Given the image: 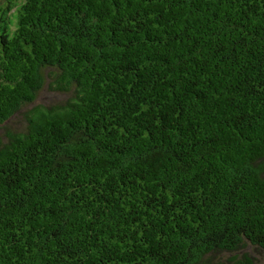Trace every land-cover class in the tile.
<instances>
[{"label":"trees","instance_id":"obj_1","mask_svg":"<svg viewBox=\"0 0 264 264\" xmlns=\"http://www.w3.org/2000/svg\"><path fill=\"white\" fill-rule=\"evenodd\" d=\"M29 107L0 264H256L264 0H0V128Z\"/></svg>","mask_w":264,"mask_h":264},{"label":"rangeland","instance_id":"obj_2","mask_svg":"<svg viewBox=\"0 0 264 264\" xmlns=\"http://www.w3.org/2000/svg\"><path fill=\"white\" fill-rule=\"evenodd\" d=\"M51 73V72H50ZM47 78L44 89L39 93L36 106L49 107L52 105L63 103L68 94H61L51 90L54 85V78L49 77V72H46ZM31 107L24 109L21 113L15 116L5 127L0 128V141H5L7 132L23 130L26 124V114ZM247 254L254 258L256 264H264V251L256 249H247ZM215 260H223L222 255H217Z\"/></svg>","mask_w":264,"mask_h":264}]
</instances>
